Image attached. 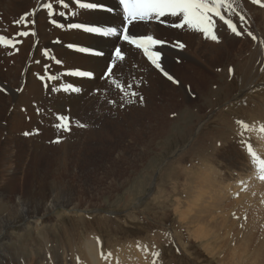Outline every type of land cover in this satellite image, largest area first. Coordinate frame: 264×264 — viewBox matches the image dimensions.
<instances>
[{"label": "rangeland", "instance_id": "1", "mask_svg": "<svg viewBox=\"0 0 264 264\" xmlns=\"http://www.w3.org/2000/svg\"><path fill=\"white\" fill-rule=\"evenodd\" d=\"M261 1L264 4V0ZM241 6L238 10L245 15ZM23 13L24 10L20 17ZM253 19L260 22L256 14ZM234 21L238 25L241 23L237 15ZM250 31L254 37L256 34L260 36L258 48H252L256 39L250 40V49L238 47L239 54L248 50V57L234 67L229 65L232 73L228 71L229 68L222 69L225 81L221 87L217 84L212 85L213 88L205 85L204 97H200L199 101L196 99L198 102L194 107L181 108V100L175 96L170 99V104L166 98L152 99L155 109L149 110V98L141 94L143 104L139 99L136 103L138 107L126 109L118 103L113 110H109L110 116L102 117L100 121H70L71 131L67 134L58 133L52 126L57 121L39 122L43 126L38 125L37 130L27 123L33 133L25 129L15 135L21 137L28 146L33 145L38 138L37 151L41 153L45 150L40 159L33 158L35 161L31 163L25 154L24 161L29 163L23 165L27 168L24 175L27 176V184L36 175L34 180L42 186L53 185L54 194L60 201L66 199L71 190L74 195L71 199L80 209L66 210L65 207L57 206L47 215L49 220H45L38 229L29 227V230L18 231L13 234L14 238L3 241L16 251L20 259H27L28 255L39 256V259H43L42 264H91L83 255L85 242L89 239L99 242L100 255L113 260L112 264H254L249 256L253 250L250 248H254V242L260 238L264 244V200L261 201V198L264 199V182L258 183L256 179V184L261 185L257 190L254 189L255 185L241 181L229 186L226 191L223 189L221 193L217 170L223 168V161L215 156L223 143H220V133L225 130L224 124L230 122V119L225 122L220 120L225 111L235 107L234 115H230L243 114L242 124L253 122L264 115V32L259 28L253 30V27ZM20 36L17 34L15 39L18 41L9 44L16 47L21 42ZM260 55L263 56L260 58ZM187 74L192 81L196 79L197 73L187 71ZM187 83L194 90L192 83ZM203 83L204 79L197 82L200 89ZM251 111L258 115L249 114ZM155 121L161 122L155 126ZM79 123L87 127L82 129ZM43 129L47 131L43 132ZM26 131L32 136H25ZM47 134L51 136L45 138ZM52 135L56 136L53 138ZM57 136L62 138L63 143L56 144L57 148L52 147L50 141ZM148 137L151 139L149 142ZM226 143L237 155L238 164L246 160L241 154L251 158L248 154L249 146L245 147L238 137H225ZM146 145H150V148L144 150ZM224 148L227 147L223 146L220 153L225 151ZM17 164L21 166L19 162ZM233 182L231 180L230 183ZM200 184L201 187L210 188L208 190L212 192L209 196V192L201 188ZM16 188L20 190V186ZM205 195L211 196L210 200L206 201L208 197L205 198ZM257 197L260 199L257 200ZM204 199L208 204L203 202ZM205 205L207 208L209 206L207 210ZM201 209L206 213L203 214ZM206 220L209 221L207 225ZM205 227L207 230L208 227L213 229L208 230L210 233L207 231L211 235L203 238ZM245 237L247 240L252 239L249 242ZM42 246L46 249L44 254ZM263 246L260 245V252L264 253ZM217 249L218 252L214 251ZM263 259L258 260L257 264H263ZM98 264H106V261L100 260Z\"/></svg>", "mask_w": 264, "mask_h": 264}, {"label": "bare ground", "instance_id": "2", "mask_svg": "<svg viewBox=\"0 0 264 264\" xmlns=\"http://www.w3.org/2000/svg\"><path fill=\"white\" fill-rule=\"evenodd\" d=\"M238 1L239 4L242 3V6H240L243 7L244 11L246 12L244 15L245 20L241 21L240 25L234 21L236 16L235 14L228 12H224L223 14L227 19H230L236 25L238 31H240L242 35L239 37L235 36L230 32V30L227 28V25H225L223 21L216 18L215 34L217 35L219 42L205 39L201 33L190 31L187 28L174 29L167 26L168 23L179 22V18L163 17L161 19L164 21V23L153 21L130 26V32L134 35H152L154 38L165 42V44L158 47L156 50L162 53V67L165 69V71L172 75L173 78L179 82V84H173L171 81L167 80L159 71L154 68V66L151 65V63L146 57H144L140 50L134 49L126 44H122V50L126 54V59L124 61L117 62V65L113 69L114 78L118 83L123 84L125 91L129 90L128 85L131 84L133 85L131 91L138 93L136 97H132L134 103L127 104L125 101L128 97H125L124 92L117 89L115 85L112 84L111 79H101V76L106 70L107 64L111 58V52L117 43H119L118 37L104 38L94 34L85 33L82 29H69L67 27L72 23H80L85 25H98L101 27L111 26L120 29L123 24V20L122 13L119 10V5L116 0H80L81 3H97L112 7L117 10L113 14H109L101 10L81 9L75 0H64V2L69 5L67 9L62 8L58 0H0V37L4 38L2 41H0V264H6L5 261L7 264H29L30 262V264H42L43 259H39V256L32 257V255H28L27 259H20L16 251L10 247L7 242H4L3 239L14 238L13 234L18 231L27 230L29 227H35L34 229H38L37 227H41L45 220H49L47 215L54 211L57 206L65 207L66 210H74V208L75 210L80 209L73 203V200L71 199L74 196L71 190H69V193H67V198H62L60 201L59 198L54 194L55 189L53 188V185L52 187L44 185L42 186L39 182L34 180V176L36 175L33 174L34 176L32 177L29 175L31 178H33V181L27 184V176H24L27 172V168L25 169L24 167L26 164V161H24L25 154L28 155V160L30 158L31 163V161H35L33 158L40 159L43 155V152L45 151L44 150L41 152L42 149L40 151L41 153L37 151L36 148L38 141L36 140L38 138L35 140L33 145L28 146L23 142L24 140L22 141V139H20L21 137L19 138L17 136L25 131V129L33 133V131L30 130L31 128L28 129L29 125L27 123L31 124L37 130L39 122H48L49 120L56 121L54 114H67L70 116V121H100L102 120V117L110 116L109 110H113V107L118 105V103H121L126 109L138 107L136 103L140 99L141 94H144L146 98H149V102L147 104L151 106V109L149 110L155 109L153 102H151L152 99L166 98L167 102H169L168 104H170V99H173L175 96H178L181 100V108L194 107V104L197 105L200 97L203 99V88L205 85L206 87H210L211 85L213 88L212 85L217 84L221 87V83L225 81V76H222L223 74L221 73L222 69H230L229 65L234 67L236 66V63L248 57L249 51L246 50L239 54L238 47L245 46L250 49L249 42L254 36V33L250 31L251 27H253V30L254 28H259L261 32H264V18H261L264 17V8L260 7L259 5L252 4L251 0ZM48 3L53 5V15L51 17L48 16L47 8L44 7V5ZM261 3L263 2L261 1ZM23 10V16L27 14V19L29 21L27 26L24 25L23 21H21L20 24L16 23V21L20 20ZM61 11L65 12L64 17L59 15V12ZM254 14L258 16L260 21L259 23L254 21ZM246 19H248V22ZM50 21H56V23L62 24L63 27L57 28L55 24L51 23ZM20 32H27L28 35L20 36L21 42H18L17 46H14V48L6 46L10 45L9 42H17L18 40L15 38ZM249 33H251V35H249ZM255 37L257 41L252 48H258V42H260V36L256 34ZM178 43H182L185 47L182 49L179 48L177 46ZM68 45L81 47L88 46V48L102 50L106 53V55L103 58H98L92 55L82 54L72 48H69ZM45 50H47L49 53L48 57H45L42 54ZM262 56L263 55H260L259 57L261 58ZM57 60L61 61L62 63L57 64ZM37 61H39V63H37ZM247 64L249 66L248 62ZM229 69L228 71L230 72L231 69ZM73 70L93 72L95 74V78H74L65 74ZM184 70L197 73L196 79L193 81L189 79L187 71ZM207 71H209V73ZM46 72L48 75L55 74L60 75L61 77L60 80L55 82H48L45 79V82L49 84L47 91L44 89L41 80L37 78L38 76H45ZM202 79H204V83L201 87L202 89H200L199 85H197V82ZM187 81L192 83L194 90L189 88ZM62 82L73 83L75 86L81 87L82 92L80 94H65L63 92L55 94L52 93V84L54 83L59 85ZM93 92H97L96 95L93 94ZM170 92H172L171 97ZM218 94H220V92ZM262 97L264 98V93H262ZM196 99H198L197 102ZM109 101H113L114 103L110 104ZM37 109H41L42 111L38 113ZM234 109L236 108L234 107ZM234 109L230 108L227 112L225 111V113L221 115L222 118L220 117V120L223 122L230 119V122L225 124L223 123L225 130L221 131L220 133V143L223 141V143H221L222 146L220 149L223 146H226L227 148H224L225 151H222L221 153L220 149L218 151L217 149L215 150V152L217 151L215 156L220 158L219 160L223 161L221 162L223 168L221 167L220 170L217 167L219 169L217 172L221 184L219 187L221 193L223 189L226 191L229 186H234L236 183L241 181H244V183L250 184L251 186L255 185L256 188L254 189L260 188L261 186L256 184L257 178L258 183L264 182V178H261L264 176V161L260 160L264 159V115L253 122H244V124H242L244 115L239 114L238 110V114L236 116L230 115V113L233 114L235 112ZM249 114L254 116L258 115L252 111ZM157 122L158 121H155V126L160 124L161 121L159 123ZM241 124L243 126L240 129ZM75 125L76 124H74V127ZM40 126L43 125H39V127ZM89 130L90 129H88V131ZM46 131L47 130L43 129V132ZM250 133L251 135L247 136ZM216 134H218V132ZM34 135L35 134H33V136ZM30 136L32 135H29V137ZM50 136L51 135L45 136V138ZM61 136L63 137V135ZM225 137H238L245 147L251 146L252 151L255 152L260 159H248V156L241 154V157L243 159L245 158L246 160L243 163L241 161V163L238 164L237 155L233 153L227 143L224 144ZM26 139L30 140V138ZM40 139L43 141V138ZM149 140L151 141V139L148 137V142ZM56 144L57 143H52V147H56ZM67 146L69 147V145ZM48 147L50 148V145H48ZM74 147L76 146H73V148ZM149 148L150 145L143 147L144 150ZM244 151L247 155L246 150ZM18 162L23 167L22 171L20 170L21 166L17 164ZM254 162H258V164L255 165ZM28 164L29 163L27 162L26 166ZM231 180L234 182L230 183ZM18 186H20V190L16 188ZM205 189L207 192H209V196L210 192L212 191L208 190L210 188ZM205 189H203V191H205ZM208 196L205 195V198ZM210 197H208L207 200L204 199V201H202L205 204H208L206 201L210 200ZM258 198L259 197H257V200ZM199 199L196 200L201 202ZM262 200L264 199L261 198V201ZM214 201L216 202L219 200ZM212 203L209 204L212 206ZM217 205L221 207L220 204H216V206ZM212 207H214V205ZM208 208L206 206V210ZM200 211L203 213L202 209ZM197 213H199V211ZM197 213L196 215H198ZM204 213H206L205 210ZM208 214H210L209 211ZM210 218L208 217V219ZM205 219L202 220L205 222ZM212 219L215 218L213 217ZM207 223H209V221L206 222V225ZM210 225L211 224H209V227ZM209 227L208 230L213 229H210L212 226L210 228ZM5 228H7L6 231ZM13 230L16 231L13 232ZM198 230H200V228ZM208 230L206 229V231H203L205 233L203 238L211 235L209 234L211 231L209 232ZM207 231L209 233H207ZM246 236L248 237V235ZM248 238L245 237L246 240ZM261 239L262 238H260V240ZM260 240L254 242V248H252V246L250 248L253 250L249 252V256L251 257L250 260L254 261L252 262L254 264H257L258 260L264 258V255H262L263 252H260V245L263 246L264 244H262ZM244 244L246 245L247 243L245 242ZM44 246H42L43 254L46 252ZM214 251L218 252V249ZM83 255L91 264H98L100 260H102V262L106 261V264H112L114 262L113 260H109L106 255H100V244L94 239H89L85 242ZM221 260H223V258Z\"/></svg>", "mask_w": 264, "mask_h": 264}, {"label": "snow or ice", "instance_id": "3", "mask_svg": "<svg viewBox=\"0 0 264 264\" xmlns=\"http://www.w3.org/2000/svg\"><path fill=\"white\" fill-rule=\"evenodd\" d=\"M61 6L65 9L69 7L64 0H58ZM75 2L79 5L81 9L88 10H101L107 12L109 14L115 13L117 10L108 7L103 4L97 3H81L80 0H75ZM252 4L259 5L264 8V4L261 3V0H251ZM119 10L122 13L123 24L120 29L117 27H101L98 25H85L80 23H72L67 27L69 29H82L85 33L94 34L97 36H101L104 38L110 37H118L119 43L114 47L111 52V58L109 63L107 64L106 70L101 76L102 80L111 79L112 84L122 92H124V96L128 97L126 99L127 104L134 103L132 97H136L138 95L137 92L131 91L133 85H128V91H125L123 84L118 83L114 78L113 69L117 65V62L124 61L126 59V54L122 50V44H126L131 46L134 49L140 50L144 57L151 63L154 68L159 71L167 80L171 81L173 84H179L177 80L173 78L165 69L162 67V53L156 50L158 47L165 44L164 41L154 38L152 35H134L130 32V26H135L139 23H149V22H158L164 23L161 19L163 17L169 18H179V22H171L168 23L167 26L174 29H183L187 28L190 31H194L197 33H201L205 39H210L215 42H219L217 35L215 34L216 29V18L223 21L227 28L230 30L232 34L239 37L242 35L240 31H238L236 25L225 17L224 12H228L231 14H235L239 16L241 21L245 20L244 15L238 10L240 8V4L238 0H118ZM48 10V16L51 17L53 15V5L48 3L44 5ZM59 15L64 17L65 12H59ZM23 21L24 25L27 26L29 23L27 19V14L22 16L20 20L16 21L17 24H20ZM55 24L57 28H62L63 25L56 23V21H50ZM19 35L27 36V32H20ZM251 35V33H249ZM256 39V37H252ZM4 38L0 37V41ZM8 47H14V45H6ZM179 48H184L185 46L182 43H178ZM69 48H72L79 53L92 55L98 58H103L106 53L102 50L68 45ZM45 57L49 56L47 50L43 52ZM39 63V61H37ZM57 64H61L62 62L57 60ZM47 67V66H46ZM66 75H70L74 78H90L94 79L95 74L90 71L83 70H73L65 73ZM43 83L44 89L47 91L49 84L45 82V79L48 82H55L60 80V75H48L47 72L45 76L37 77ZM52 93H65V94H80L82 92L81 87L75 86L70 82H62L59 85L52 84L51 86ZM141 104H143V97H140ZM109 103H114L113 101H109ZM41 109H37V112H41ZM57 123L53 125V127L57 130V132L69 133L71 131L70 127V116L67 114H54ZM79 127L85 128L87 125L79 124ZM25 136L31 135L29 132L24 133ZM62 138L57 136L55 139L50 141V143H61ZM248 154L251 156L252 160L260 159L255 152L252 151L251 146L248 147ZM264 161V159H260Z\"/></svg>", "mask_w": 264, "mask_h": 264}]
</instances>
